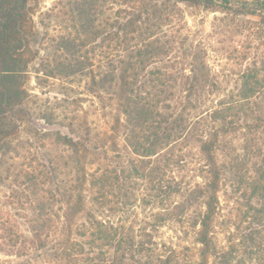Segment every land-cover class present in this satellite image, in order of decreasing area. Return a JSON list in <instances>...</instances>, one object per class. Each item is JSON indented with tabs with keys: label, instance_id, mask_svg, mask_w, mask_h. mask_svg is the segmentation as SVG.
<instances>
[{
	"label": "trees",
	"instance_id": "16d2710c",
	"mask_svg": "<svg viewBox=\"0 0 264 264\" xmlns=\"http://www.w3.org/2000/svg\"><path fill=\"white\" fill-rule=\"evenodd\" d=\"M234 1L264 39V0ZM93 5L50 35L38 0H0V185L13 177L32 207L22 242L41 264H264V60L226 88L175 4L137 0L115 22ZM234 21L219 22L242 35ZM31 74L59 81L56 106ZM223 185L239 198L222 204Z\"/></svg>",
	"mask_w": 264,
	"mask_h": 264
},
{
	"label": "rangeland",
	"instance_id": "374dc122",
	"mask_svg": "<svg viewBox=\"0 0 264 264\" xmlns=\"http://www.w3.org/2000/svg\"><path fill=\"white\" fill-rule=\"evenodd\" d=\"M136 1L94 0L92 7L96 8L97 11H102V16L97 17V22L106 19L115 22L118 19V12L133 8ZM167 1L169 4H175L179 10L182 23H185L183 26L189 28L198 40L207 44L206 62L210 69L220 75V84L223 87H233L235 84L234 79H232L234 78L233 74L239 73L252 61L264 60V39L262 36L254 42H251L250 38L246 36L247 31L250 32L251 27L257 23L258 17L254 15L234 18L235 15L232 14L234 9L230 8L236 4V1L229 0L227 4L218 3V5H214L218 12L206 11L202 6H193L174 0ZM85 2L86 0H38V11L34 16V21L39 28L48 27L50 35L59 34V31L63 32V28L66 26H78L80 18L77 14ZM248 2L252 3L250 0ZM251 5L254 6L255 4L252 3ZM229 13L230 15H227ZM46 14L51 16L47 17ZM225 16L235 20L234 23H229L231 26L238 21V24L243 28L242 35L233 32L236 28L232 32H226V28L219 22ZM100 39L101 37L97 38L96 42L99 43ZM94 52L95 55H98L103 50L96 48ZM85 83L86 79L80 80L79 77H76L72 85L74 88L82 90ZM59 84V81L51 80L45 88H39L35 83L34 75L31 74L29 89L33 95L37 96L38 105H46L50 102V107H54L57 105L56 100L62 98L63 94ZM85 106L86 103H84ZM33 124L41 130H57L56 126H48L40 120L34 119ZM61 132H66V130L61 129ZM12 180L13 177H10L8 181H4L0 185V264H41L38 257L39 252L35 246L31 247L28 243L22 242V236H26L27 240L31 238L30 220L33 217V212L29 202L24 200L20 186L14 185ZM6 196L13 197L5 198ZM219 196L222 204H224L225 198H239L240 195L231 193L229 185H223Z\"/></svg>",
	"mask_w": 264,
	"mask_h": 264
}]
</instances>
